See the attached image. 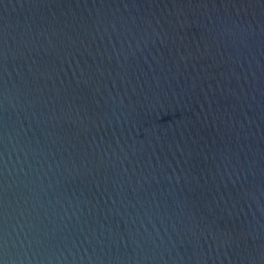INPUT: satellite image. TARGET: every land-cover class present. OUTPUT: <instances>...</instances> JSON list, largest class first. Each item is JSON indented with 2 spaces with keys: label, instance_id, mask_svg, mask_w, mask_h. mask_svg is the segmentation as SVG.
Masks as SVG:
<instances>
[{
  "label": "water",
  "instance_id": "1",
  "mask_svg": "<svg viewBox=\"0 0 264 264\" xmlns=\"http://www.w3.org/2000/svg\"><path fill=\"white\" fill-rule=\"evenodd\" d=\"M0 264H264V0H0Z\"/></svg>",
  "mask_w": 264,
  "mask_h": 264
}]
</instances>
